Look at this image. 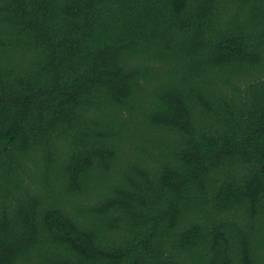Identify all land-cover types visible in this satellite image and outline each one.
<instances>
[{"label":"trees","instance_id":"obj_1","mask_svg":"<svg viewBox=\"0 0 264 264\" xmlns=\"http://www.w3.org/2000/svg\"><path fill=\"white\" fill-rule=\"evenodd\" d=\"M0 264H264V0H0Z\"/></svg>","mask_w":264,"mask_h":264}]
</instances>
